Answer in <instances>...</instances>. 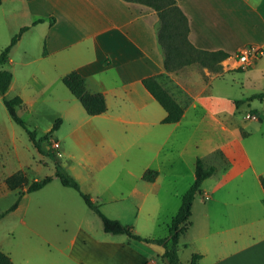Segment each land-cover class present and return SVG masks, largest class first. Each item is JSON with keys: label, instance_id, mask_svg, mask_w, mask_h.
I'll use <instances>...</instances> for the list:
<instances>
[{"label": "crops", "instance_id": "0c3cea01", "mask_svg": "<svg viewBox=\"0 0 264 264\" xmlns=\"http://www.w3.org/2000/svg\"><path fill=\"white\" fill-rule=\"evenodd\" d=\"M177 3L189 19V39L194 46L229 53L230 57L223 62L225 73L241 67L231 66L239 64L238 53L261 51V55L243 71L250 69L256 79L264 81V0H177ZM51 17H55L53 24L50 23ZM40 18H45V22L34 24ZM158 23L159 17L154 9L125 0H3L0 5V36L12 39L21 28L30 26L13 50L23 47L24 54L28 55L31 42L34 47L44 45L46 54L43 46V56L38 60L41 64L42 57H45L42 67L57 71L60 80L72 70L79 71L85 76L89 91L104 93L108 109L102 116L112 117L114 125L119 124L120 133L130 131L143 135L155 132L151 145L157 155L166 144H176L172 141V134L158 142L155 136L160 126L171 125L174 136L176 132L188 133L180 152L183 158L180 162L186 170L180 171L171 157L149 165L146 170H155L158 175L151 182L150 191L141 192L134 188L138 197L135 208L139 212H144L147 204H151L153 210L149 213L160 216L162 201L166 197L162 179L169 177L173 182L187 176L194 181L197 158L216 167V172L202 183L201 191L195 196L191 225L179 244L182 262L184 248L190 250L187 263L193 254L199 253L202 255L200 264H264V188L261 182L264 168L256 165L243 146L244 136L248 133L233 121L240 102L215 87L217 77L224 74L212 73L207 68L200 70L193 65L175 73L166 72L158 42ZM49 57L51 61H46ZM9 62L12 64L11 58ZM32 62L28 59L21 64L30 65ZM153 75H160L162 85L185 108L179 122L162 123L167 112L142 83L144 78ZM164 75L173 80L171 86L162 79ZM12 88L13 83L8 91ZM203 123L215 125L226 141L212 146L202 156L197 150L190 160H185L184 153L191 135L200 130ZM232 141L236 145L234 161L239 163L237 169L228 155V149L231 151L234 146ZM55 143L59 144L58 149L61 148L57 139ZM71 172L79 181V174ZM123 197L121 193L110 197L109 201L118 203ZM92 198L99 203L98 198ZM180 205L170 214V219ZM120 208L125 209L124 206ZM170 222L166 224L165 236ZM134 243L131 239L98 242L80 229L71 241L69 256L79 264H160L159 257L163 264H167L162 246L158 250V259H154L146 253L145 247ZM0 250L16 264L10 252ZM22 264H28V261Z\"/></svg>", "mask_w": 264, "mask_h": 264}, {"label": "rangeland", "instance_id": "374dc122", "mask_svg": "<svg viewBox=\"0 0 264 264\" xmlns=\"http://www.w3.org/2000/svg\"><path fill=\"white\" fill-rule=\"evenodd\" d=\"M10 40L5 35L0 36V54ZM43 46L34 47L31 42L28 55L24 54L23 47L15 51L12 49L10 58L13 62L6 64L3 69L13 73V88L5 96H26L22 97L25 103L17 111L28 128L38 131L39 137L51 131L57 119L62 120L60 127L52 133V142L45 141L43 146L53 152L70 173L73 170L79 174L82 190L98 198L104 214L116 216L112 218L133 226L143 236H165L170 214L181 203L182 194L193 182L192 177L184 176L183 180L179 178L173 182L169 177L162 179V190L166 197L162 201L160 216L149 213L153 210L151 204H147L145 209L148 213L139 212L135 208L138 197L133 190L137 188L141 192H148L152 189V181L144 180L141 176L149 165L158 160L171 157L180 171L186 170L180 162L183 160L180 152L188 133L176 132L174 136L171 125L160 126L155 136L158 142L172 134V141L176 144H166L160 155H157V150L151 145L155 132L143 135L130 131L120 133L119 124L114 125L112 117L89 115L57 77L58 72L50 67H42L45 57H42L41 64L38 58L43 56ZM28 59L34 62L30 65L21 64ZM51 59L49 57L46 61ZM224 61L221 63L223 72L218 73L224 75L217 77L214 85L240 102L233 121L238 128L248 133L244 136L243 146L256 165L264 168V100L251 99L253 95L264 91V81L256 79L250 69L225 73ZM236 65L239 64L233 63L231 66ZM193 66L200 70L204 68L198 64ZM162 79L169 86L173 83L168 75ZM248 113H255L257 119H249ZM55 139L60 142L61 148L55 146ZM225 141V135L215 125L203 123L200 130L191 135L184 153L185 160H190L197 150L200 156L205 155L212 146ZM231 143L235 144L233 141ZM235 147L232 146L231 151L228 149V155L237 169L239 163L235 162ZM54 174V159L39 153L26 130L11 119L0 94V214L20 199L15 210L0 218V248L10 252L16 264L26 261L28 264H79L70 258L69 253L72 251L71 241L80 229L98 242L130 239L124 234L105 232L98 214L85 204L77 191L63 186ZM13 175L23 179L22 185L16 189L9 188L6 182ZM46 176L53 177L48 185L26 193L30 183ZM121 193L125 196L122 201H109L110 197ZM123 206L125 209L120 208ZM131 242L135 240L131 239ZM134 244L142 245L151 258L158 259L160 246L142 241ZM189 258L190 250L182 248L183 262L187 263ZM159 263L163 264L161 257Z\"/></svg>", "mask_w": 264, "mask_h": 264}, {"label": "trees", "instance_id": "16d2710c", "mask_svg": "<svg viewBox=\"0 0 264 264\" xmlns=\"http://www.w3.org/2000/svg\"><path fill=\"white\" fill-rule=\"evenodd\" d=\"M127 2H134L146 5L154 9L159 17L157 28L158 42L164 55V67L166 72L175 73L186 66L198 64L207 68L212 73H222V61L230 57V54L223 51H208L197 48L189 39L190 24L189 19L180 6L177 0H125ZM3 0H0L2 5ZM45 18L37 19L34 24L45 22ZM55 17L50 18V23L53 24ZM30 26H25L11 39L8 46H6L0 54V94L3 96L5 106L11 119L26 130L29 138L37 148L39 153L52 157L55 162V177H57L63 186L72 188L78 192L83 198L85 204L92 209L102 220L104 231L111 234H124L130 239L142 241L148 244L162 246L164 248V258L167 259V264H186L180 260L179 244L181 237L188 231L191 225L192 206L195 196L201 191L202 183L216 172L214 165H208L202 158H197L195 162V180L184 193L181 199V205L176 215L171 219L169 224L168 235L165 237H144L138 234L130 225L122 223L119 219H114L106 214L101 209L98 201L94 200L92 196L84 192L79 181L63 166L61 161L50 150H46L43 146L45 141L52 142V133L57 130L62 120L59 118L55 122L53 129L43 136H38L37 130L28 128L26 122L18 114V107L23 104V99L20 96L7 98V93L12 80L13 74L3 67L10 61V53L13 47L20 40L22 34L27 31ZM46 54V48L44 49ZM240 67L236 71H243ZM160 75H153L142 80L144 87L148 92L159 102V104L166 110L167 115L162 120L163 124H174L179 122L184 115L185 108L176 101L173 95L162 85L159 80ZM62 82L69 89L73 96H75L85 111L89 115H100L107 111V101L104 93L91 92L87 88L86 78L77 70H72L67 73ZM264 99V92L255 94L251 99ZM158 175L155 170L148 169L143 174V179L147 181H154ZM20 178V177H19ZM17 176H10L6 182L11 189L20 187L23 183L22 178ZM53 180L52 176H46L43 179L34 180L27 187L26 193L38 191L48 185ZM264 188V178H261ZM22 195V194H21ZM20 199L10 207L6 212L0 214V218L4 217L10 211L15 210L19 205ZM202 255L195 253L192 255L187 264H200ZM0 264H13L11 257L0 250Z\"/></svg>", "mask_w": 264, "mask_h": 264}, {"label": "built area", "instance_id": "2783aa9c", "mask_svg": "<svg viewBox=\"0 0 264 264\" xmlns=\"http://www.w3.org/2000/svg\"><path fill=\"white\" fill-rule=\"evenodd\" d=\"M261 55V51L251 52L249 50H245L243 52L238 53V61L241 67L249 66L252 62L257 59ZM247 117L249 119H257V115L255 113H248ZM56 147H59L58 143H55Z\"/></svg>", "mask_w": 264, "mask_h": 264}, {"label": "water", "instance_id": "95a60500", "mask_svg": "<svg viewBox=\"0 0 264 264\" xmlns=\"http://www.w3.org/2000/svg\"><path fill=\"white\" fill-rule=\"evenodd\" d=\"M166 262L168 263L167 259L165 258Z\"/></svg>", "mask_w": 264, "mask_h": 264}]
</instances>
